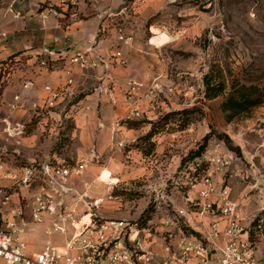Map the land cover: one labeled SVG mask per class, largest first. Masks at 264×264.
I'll return each mask as SVG.
<instances>
[{
    "label": "rangeland",
    "instance_id": "374dc122",
    "mask_svg": "<svg viewBox=\"0 0 264 264\" xmlns=\"http://www.w3.org/2000/svg\"><path fill=\"white\" fill-rule=\"evenodd\" d=\"M64 2L67 9L59 15L64 21L72 11L83 18L89 6H101L91 12L101 13L106 24L98 30L106 53L120 50L124 61L114 62L117 80L106 69L99 77L91 67L85 89L41 105L34 102L38 85L24 86L39 74L33 63L23 58L21 64L15 57L5 62L0 94L7 80H20L27 107L1 111L0 189L14 190L13 203H19L18 196L32 192L18 184L22 164L84 160L83 171L71 177V205L104 217L160 223L165 211L157 205H165L169 197L186 205L184 196H197L202 177L210 173L214 198L228 195L236 203L264 263V101L231 119L222 107L234 84L264 85V0ZM44 56L38 51L36 60ZM66 64V57H57L43 65L60 69ZM207 80L211 87L222 80L224 92L209 96ZM95 85L111 103L94 110L91 120L98 127L84 141L77 134L74 104ZM148 90H153L151 96ZM84 142L88 148L80 152ZM214 155L225 157L224 163L210 162ZM22 204L26 208L24 199ZM38 233L31 239L44 241L46 236Z\"/></svg>",
    "mask_w": 264,
    "mask_h": 264
},
{
    "label": "built area",
    "instance_id": "2783aa9c",
    "mask_svg": "<svg viewBox=\"0 0 264 264\" xmlns=\"http://www.w3.org/2000/svg\"><path fill=\"white\" fill-rule=\"evenodd\" d=\"M105 28L103 22L101 30ZM119 32L124 38L122 27ZM89 50H74L69 61L83 67L99 63L108 67L124 61L120 50L108 59L98 54L91 58ZM39 52L45 55L41 64L63 54L48 47ZM53 54L57 57L52 58ZM34 83L30 79L24 85ZM47 88L52 100L61 94L60 87ZM146 93L151 96L153 90ZM134 113H141L138 107ZM209 160L224 163L225 157L214 155ZM85 165L84 160L72 165L51 158L22 165L18 184L34 193L30 197L22 193L19 203H13L14 190L0 189V264H264L236 203L228 195L220 201L214 198L210 173L202 177L197 196H184L186 205H177L170 197L165 205L158 204L165 215L155 223L152 219L104 217L71 205L67 194L72 189L71 177ZM39 231L46 238L33 241L31 234Z\"/></svg>",
    "mask_w": 264,
    "mask_h": 264
},
{
    "label": "crops",
    "instance_id": "0c3cea01",
    "mask_svg": "<svg viewBox=\"0 0 264 264\" xmlns=\"http://www.w3.org/2000/svg\"><path fill=\"white\" fill-rule=\"evenodd\" d=\"M66 5L64 0H0V76L5 62L13 57L21 64L23 63L21 62L23 58L31 61L35 72L39 73H35L33 76L35 84L38 85H35L34 93L37 96L39 95L34 100L35 105L37 103L41 105L44 101L55 104L62 99V93H64V96H67L74 93L73 91L85 89L83 81L85 83L88 79L90 80L91 67H83L70 63L69 55L74 50L78 48H90V57L94 59L97 54L102 58L108 59L110 53L114 51L106 53L108 49L104 47L106 44L105 38L99 36L98 30L100 24L102 25L103 23L101 22V13L91 12L98 10L101 6H89L87 10L88 14L83 18L75 17L76 12L72 11L68 20L64 21L59 15H61L63 10L67 9ZM44 47L63 51L62 56L59 57H66L67 64L60 69H46L40 60H36L37 52ZM51 56L52 58L57 57V54ZM55 59L57 60V58ZM55 59L53 58L52 60ZM58 62L60 61H54L53 63L58 64ZM114 64L112 63L106 67L105 64L99 63L93 69L99 77L104 72L103 70L106 69L107 72L105 74L111 75L113 79L117 80L118 67ZM70 79L71 82H69ZM53 81L63 84H60V88L62 89L61 94L52 100L47 90V85H50ZM77 82L78 85L76 84ZM22 85L20 80H7V83L3 85L0 94V116L3 108L15 106L24 110L26 109V100L21 98L22 96L24 97L23 93H25L26 89L22 88ZM62 87L65 88L63 89ZM111 91L112 94H115L114 90ZM43 93H45V97L41 98ZM16 95H19V98ZM52 101L53 103H51ZM109 103H111L110 97L101 92L98 85H95L91 91H87L76 101L74 112L77 125L76 130L80 139L85 141L88 138H92L90 134L91 128L95 130L98 124L97 121L91 120V116H94L96 108H100L102 111ZM102 119H105V121L111 120L105 117H101ZM84 143L85 145L79 147L80 152H84L88 148L86 142ZM33 191L34 189H32L30 196L33 194ZM32 235L36 234H31V237Z\"/></svg>",
    "mask_w": 264,
    "mask_h": 264
},
{
    "label": "trees",
    "instance_id": "16d2710c",
    "mask_svg": "<svg viewBox=\"0 0 264 264\" xmlns=\"http://www.w3.org/2000/svg\"><path fill=\"white\" fill-rule=\"evenodd\" d=\"M209 96H217L225 90V83L220 80L216 86L210 85L207 80ZM264 101V85L255 83H239L234 84L227 97L222 102V107L226 112L227 119L233 118L236 114L249 111L256 105ZM204 145L197 150L196 154H200Z\"/></svg>",
    "mask_w": 264,
    "mask_h": 264
},
{
    "label": "bare ground",
    "instance_id": "6f19581e",
    "mask_svg": "<svg viewBox=\"0 0 264 264\" xmlns=\"http://www.w3.org/2000/svg\"><path fill=\"white\" fill-rule=\"evenodd\" d=\"M106 174V173H105Z\"/></svg>",
    "mask_w": 264,
    "mask_h": 264
}]
</instances>
